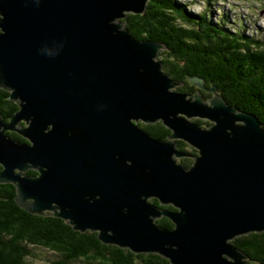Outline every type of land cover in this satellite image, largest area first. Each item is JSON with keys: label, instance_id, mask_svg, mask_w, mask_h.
<instances>
[{"label": "water", "instance_id": "1", "mask_svg": "<svg viewBox=\"0 0 264 264\" xmlns=\"http://www.w3.org/2000/svg\"><path fill=\"white\" fill-rule=\"evenodd\" d=\"M146 2L0 0V89L19 107L0 112V183L27 212L51 211L105 244L170 264H246L231 241L264 232V128L212 82L207 102L175 91L158 58L166 48L123 21ZM159 121L167 140L138 125ZM176 140L197 151L189 167Z\"/></svg>", "mask_w": 264, "mask_h": 264}, {"label": "trees", "instance_id": "2", "mask_svg": "<svg viewBox=\"0 0 264 264\" xmlns=\"http://www.w3.org/2000/svg\"><path fill=\"white\" fill-rule=\"evenodd\" d=\"M215 1L204 0L206 8ZM186 6H190L186 0H147L142 13L127 14L123 21L135 39L160 43L166 48L174 62L160 60L163 71L181 83L175 91L197 92V87L188 80L197 77L202 79L204 88L199 92L206 99L210 94L204 92L211 88L212 82V87L227 104L254 115L264 128L262 36L247 33L239 21L230 23L225 12L214 16L209 10L193 13ZM8 96V91L0 89V112L5 120L19 109ZM208 122L207 126L211 124ZM195 123L202 125L201 119H196ZM138 125L161 140H167L170 134L160 121L138 122ZM6 134L27 141L14 131ZM179 143L177 141L178 149L184 152ZM195 153L192 149L187 155ZM179 162L185 167L192 163L188 157ZM26 173L36 174L32 170ZM15 197L13 184L0 183V264H34L33 260L39 256L36 249L49 254L45 264H170L156 253H133L128 248L102 243L97 231L73 230L66 220L51 216V211L31 214L15 202ZM149 202L161 209L176 210L171 205H160L156 199ZM155 222L165 228L173 227L166 217ZM231 242L246 255V264H264V232L241 235Z\"/></svg>", "mask_w": 264, "mask_h": 264}, {"label": "rangeland", "instance_id": "3", "mask_svg": "<svg viewBox=\"0 0 264 264\" xmlns=\"http://www.w3.org/2000/svg\"><path fill=\"white\" fill-rule=\"evenodd\" d=\"M190 3V6H186L188 11H191L193 13L201 12L203 10H209V12H213L214 15L221 14V12L227 13V17L230 23H236L239 21L246 30L247 33H257L258 36H262V39L264 40V0H216L214 4L210 8H206V4L204 3V0H186ZM218 8H220L218 10ZM133 13V12H131ZM130 14V13H128ZM212 18V17H211ZM215 20V18H212ZM230 25V24H229ZM159 59H166L169 62H174L171 60L170 55H167L165 49H162L158 55ZM199 89L198 91H200ZM206 94H210L206 97V99L203 98L204 102H207V99L209 97H212L211 92H204ZM192 94V93H191ZM201 95V93L199 92ZM202 97H205L204 95H201ZM185 117V116H183ZM196 119H201L202 121V127H207L206 122H208L205 119L202 118H189L188 120L191 122H195ZM144 124L143 122H140ZM210 123V122H208ZM187 152H191V147H188ZM196 155V153H195ZM190 160L193 161L192 157L189 156ZM183 158V157H182ZM181 158H178V162ZM180 163V162H179ZM36 253H38V259H34V264H45L46 258L49 257V254L41 249H36Z\"/></svg>", "mask_w": 264, "mask_h": 264}, {"label": "flooded vegetation", "instance_id": "4", "mask_svg": "<svg viewBox=\"0 0 264 264\" xmlns=\"http://www.w3.org/2000/svg\"><path fill=\"white\" fill-rule=\"evenodd\" d=\"M197 89H198V88H197ZM200 91H201V90H200ZM206 92H208V91H206ZM23 125H24V123L22 122V123H19V124L16 125V126L18 127V126H23ZM11 132H13V131H11ZM15 134L18 136V134H17L16 132H15ZM19 136H20V135H19ZM20 137H21V136H20ZM177 141H180V143H179L178 146H182V147L185 149L184 152H187L186 149H187L188 147H191V146H189V144H187V143H186L185 141H183V140H176V149H177V150H179L178 147H177ZM192 149H194V148L191 147V151H192ZM194 150H195V152L197 153L196 149H194ZM179 151H180V150H179ZM181 152H182V151H181ZM184 152H183V153H184ZM187 153H188V152H187ZM187 153H186V154H187ZM188 156H189V155H188ZM188 156H187V157H188ZM183 158H184V157H183ZM188 158H190V157H188ZM192 160H193V159H192Z\"/></svg>", "mask_w": 264, "mask_h": 264}]
</instances>
